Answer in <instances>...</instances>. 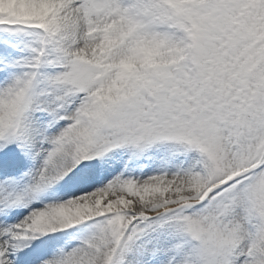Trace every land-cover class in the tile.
<instances>
[{"label":"snow or ice","instance_id":"snow-or-ice-1","mask_svg":"<svg viewBox=\"0 0 264 264\" xmlns=\"http://www.w3.org/2000/svg\"><path fill=\"white\" fill-rule=\"evenodd\" d=\"M0 264H264V0H0Z\"/></svg>","mask_w":264,"mask_h":264}]
</instances>
